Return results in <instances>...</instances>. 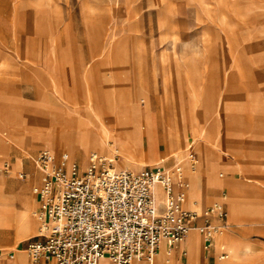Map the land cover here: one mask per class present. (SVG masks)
Returning <instances> with one entry per match:
<instances>
[{"label":"rangeland","instance_id":"374dc122","mask_svg":"<svg viewBox=\"0 0 264 264\" xmlns=\"http://www.w3.org/2000/svg\"><path fill=\"white\" fill-rule=\"evenodd\" d=\"M22 2L20 9L35 16L28 24L36 33L28 54L36 55V63L26 74L29 80L23 96L34 101L29 108L37 113L34 122L38 126L53 109H84L100 88L121 101L140 86L162 125L157 126L158 162L173 159L170 164L176 163L173 155L178 151H165L162 139L173 127L198 156L193 149L196 117L216 139L217 145L208 141L206 146L225 154L244 148L243 143L231 145L225 139L227 134L264 138V0H0V38L11 47L16 40L4 34L11 31L9 16ZM45 43L56 48L58 58L51 70L46 67ZM53 45L49 47L52 52ZM108 76L109 84L99 83ZM38 86L49 93L43 94L42 104ZM60 87L74 89L77 104L67 100ZM8 123V111L3 107L0 126L6 128ZM143 135L146 142L145 127ZM28 151L0 152V176L7 179L1 190L18 209H32L35 200L32 188L36 184L26 180V173L32 175L35 169L31 156L37 148ZM47 151L54 153L50 148ZM61 151L65 150L55 153ZM16 157L20 167L13 170ZM181 166L184 177L183 163ZM15 171L23 177L17 178ZM13 179L20 181L14 185ZM3 218L1 227L14 224L11 215ZM238 228L231 226L241 230ZM253 237L264 241L262 232ZM29 238L20 242L22 247ZM0 243L8 247L14 236Z\"/></svg>","mask_w":264,"mask_h":264},{"label":"built area","instance_id":"2783aa9c","mask_svg":"<svg viewBox=\"0 0 264 264\" xmlns=\"http://www.w3.org/2000/svg\"><path fill=\"white\" fill-rule=\"evenodd\" d=\"M192 164L195 163L191 156ZM42 180L32 188L38 197V215L49 220L25 244L27 264L52 258L57 264H132L151 260L161 241L177 245L191 228L207 238L226 223L222 202L202 210L182 205L185 182L179 162L137 171L116 168L92 152L84 168L63 153L41 149L34 158ZM172 171L176 186L171 181ZM11 252L8 253L10 255Z\"/></svg>","mask_w":264,"mask_h":264},{"label":"bare ground","instance_id":"6f19581e","mask_svg":"<svg viewBox=\"0 0 264 264\" xmlns=\"http://www.w3.org/2000/svg\"><path fill=\"white\" fill-rule=\"evenodd\" d=\"M30 56L34 57L36 55L33 56L30 54ZM62 89L66 99L77 104L79 98L75 90L70 87H62ZM139 89L140 86L135 94L124 95L123 100L120 101L108 96V92L100 88L93 98L89 97L90 101H88L84 109L71 106L53 109L50 116L44 120L43 125H35L32 136L43 142L42 146H46L44 148L45 150L50 148L55 153L59 149H64L72 157H79L81 168L86 166L88 157L92 152H99V154L109 158L116 168L137 171L145 166V162H149L146 165H153L160 159V149L158 150L156 135L157 115L151 108L147 92H142ZM37 93L39 96L38 101L43 99V93L39 89H37ZM196 118L193 128V149L198 152L197 157L192 154L191 146L186 143L185 137H182L174 127L168 135L167 133L162 134L165 142V151L171 149L177 150L178 154L173 155L174 161L179 162L180 166L181 163L184 165V177L182 178L185 182V188L182 205L185 207L196 204L194 201L197 198L196 177L211 157L210 148L206 146V142L212 141L213 144L217 145L216 139L209 133V127L200 124L198 117ZM8 125L6 128L0 126V131L7 133L9 129ZM25 125L23 124V126ZM14 126L21 127L20 120H14ZM144 127L147 129L146 142L144 141L143 135ZM16 142L27 150L25 148L27 145L26 137L21 140L16 138ZM226 154L232 156L231 153ZM191 156L195 159L194 164H192ZM160 161L157 164H162L163 161ZM236 163H238L241 169L240 161L237 160ZM173 165L166 164L165 166L168 170H171ZM19 167V158H16L14 169ZM16 177H23V174L16 172ZM19 181L13 179L12 182L16 185V182ZM171 181L173 186L176 185V176L173 171L171 173ZM34 197L35 200L32 209L12 210L10 208L13 204L5 197L4 192L0 190V220L4 219L3 215L5 211H9V213L14 212V243L8 247H5L6 245L4 243H0V257H5L11 252L10 257H14V264H19V256L25 259L27 258L26 250L21 246L20 242L24 238L39 234L45 224L50 223L49 220H44L39 217L37 207L39 204L36 193H34ZM256 212L258 211L254 206L244 205L239 210V219L242 221H251L254 219L253 216ZM2 230L0 229V240H6L8 237L3 234ZM187 233V264H201L202 251L209 242L204 234L195 228L189 229ZM193 234L197 235L195 240L193 239ZM220 237L221 232L217 231L215 235L216 246L220 243ZM228 253L221 257H229L230 253ZM49 260L51 261L53 259L50 258ZM173 261L174 255L172 254L171 248L165 246V242L161 241L150 261L146 259H134L132 264H174ZM49 264L52 263L49 262ZM55 264L57 263L55 262Z\"/></svg>","mask_w":264,"mask_h":264},{"label":"crops","instance_id":"0c3cea01","mask_svg":"<svg viewBox=\"0 0 264 264\" xmlns=\"http://www.w3.org/2000/svg\"><path fill=\"white\" fill-rule=\"evenodd\" d=\"M23 5V2L22 4H16L15 12L13 9V13L9 16L12 23L11 31L4 34L16 40L14 46H8V44L5 43L6 39L0 38V109L3 107L7 109L8 120L10 121L8 132L5 133L0 131V152L6 153L12 152L13 150L26 152L29 149L37 148V152L34 156H31L34 162L35 156L43 148V142L32 136L33 129L37 124L34 122L37 113L30 110L29 107L33 105L34 101H28L27 98L23 96V92H25V84L29 80L26 74L35 67L34 63H36L34 58L28 54V47L33 44L30 40L36 35V33H33L32 27H28V24L30 25L35 21V16L29 15L23 8L20 9ZM45 45L47 47L45 54L48 59L46 67L48 70H51L56 66L58 58L56 48L50 43H45ZM52 45L54 46L53 52L49 48ZM31 80H34V78ZM109 81L110 77L108 76L104 81L99 80V83L109 84ZM18 86H20L21 89H18ZM40 87L39 90L41 89ZM42 91L43 94L46 93L45 90ZM32 92H35V88L32 89ZM45 95H49V93L47 92ZM45 95H43V98ZM186 107L188 109V106L185 105L184 110ZM186 118L189 120V109ZM14 120H20L21 127L14 126ZM23 124L26 125L23 126ZM158 125L162 127L160 122L157 123V126ZM220 131L222 132L223 130L220 129ZM156 132L157 142H159L157 127ZM25 137L27 139V145L25 147L27 150L16 142V138L21 140ZM225 139H227L231 145H236V147L237 143H243L244 148L233 151V154L231 153L232 156L225 154L222 150L210 148L211 157L198 172L196 177L197 198L194 199L196 204L186 207L200 211L214 202H222L226 209V217L224 220L217 217L213 218L214 223L224 222L227 224V226L217 230L221 232V244L215 245L216 231L213 234L210 245L208 243L209 246L207 245L202 251L201 264H264V241L253 237L255 233H264V215H262L264 214V138L240 137L230 133L227 134V138L225 136ZM63 153L68 156L69 160H74L79 164L78 158L72 157L66 151L54 154L59 158ZM237 160L240 161L241 169L238 163H236ZM15 162L13 160V169L15 168ZM172 162L173 159L169 161L164 160L162 164L164 163L166 165ZM216 169L221 170L216 172ZM26 175L28 180L33 182L36 181L35 184L40 183L43 177L42 172L38 170L36 166L32 175H30V173H26ZM4 184H7V179L0 176V190ZM174 189H177L176 185H174ZM242 205H252L259 211L256 212L257 215L253 220L242 221L239 219V210L243 207ZM10 209L14 210L18 208L14 204ZM5 215L14 217V212L9 213V211H5L3 217ZM3 222L4 221L0 220V224ZM231 226H239L238 229L241 228V230H239L241 232L231 229ZM5 228L0 227L8 238L13 236L14 224L9 228ZM192 236L195 240L197 235L193 234ZM187 241L188 237L186 235L183 241L170 247L174 255V264H187ZM23 248L25 249V247ZM227 252L230 253H228L229 257H221L227 254ZM141 260L143 259L141 258ZM49 262L55 264L53 260H49L42 264H49ZM14 263L15 260L13 256H9V258L0 257V264ZM18 263L27 264V258L25 259L19 256Z\"/></svg>","mask_w":264,"mask_h":264}]
</instances>
